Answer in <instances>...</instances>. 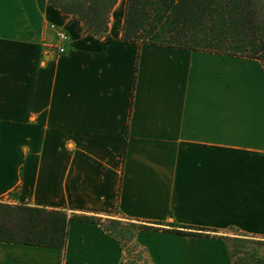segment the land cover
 <instances>
[{
    "label": "crops",
    "instance_id": "0c3cea01",
    "mask_svg": "<svg viewBox=\"0 0 264 264\" xmlns=\"http://www.w3.org/2000/svg\"><path fill=\"white\" fill-rule=\"evenodd\" d=\"M124 10L94 37L48 0H0V200L264 236L263 64L124 40ZM133 242L153 264H234L212 236ZM125 261L91 221L72 220L63 249L0 241V264Z\"/></svg>",
    "mask_w": 264,
    "mask_h": 264
},
{
    "label": "trees",
    "instance_id": "16d2710c",
    "mask_svg": "<svg viewBox=\"0 0 264 264\" xmlns=\"http://www.w3.org/2000/svg\"><path fill=\"white\" fill-rule=\"evenodd\" d=\"M48 1L54 8L80 20L85 32L94 37L107 32L117 3V0ZM121 34L127 41L253 58L261 61L264 68V0H125ZM74 219L98 223L107 231L111 229L104 222L120 225V219L126 220L130 226V249L134 252L138 249L136 258H127L126 264H153L144 248L133 243L139 230L192 236L217 233L215 229L199 226L177 227L170 223L167 227L160 221L127 217L119 210L114 218H102L0 200V241L63 249ZM239 232L215 237L227 242L234 264H264V239L259 238L264 236ZM111 235L124 243L122 238Z\"/></svg>",
    "mask_w": 264,
    "mask_h": 264
},
{
    "label": "rangeland",
    "instance_id": "374dc122",
    "mask_svg": "<svg viewBox=\"0 0 264 264\" xmlns=\"http://www.w3.org/2000/svg\"><path fill=\"white\" fill-rule=\"evenodd\" d=\"M117 219H119V217ZM120 221H121V224L120 225H116V223H113V222H104V225L106 226V228L111 229L110 231L108 230L111 234H114L116 237L122 238V240L124 242L123 243V246L125 248V251H126V249L128 251V252H126V259L127 258H134V256L136 258V255H138V253H137L138 252V249L134 252V251H132L130 249V246L131 245H129V243H130L129 242L130 241L129 240V236H130V226H129V223L126 220H123V219H120ZM225 232H226L225 234H223V233H214L213 234L212 232H209V234H211V236L213 235L214 238H217V237H215L216 234H217L216 236H221V235H224V236H227V235L233 236L235 234V232L236 233H240L239 231L235 230L234 227L228 228ZM255 236H263V235H255ZM193 237H197V236H193ZM259 238L264 239L263 237H259ZM217 239H220V240H222V241L225 242V240H223L221 238H217ZM128 249H130V250H128Z\"/></svg>",
    "mask_w": 264,
    "mask_h": 264
},
{
    "label": "built area",
    "instance_id": "2783aa9c",
    "mask_svg": "<svg viewBox=\"0 0 264 264\" xmlns=\"http://www.w3.org/2000/svg\"><path fill=\"white\" fill-rule=\"evenodd\" d=\"M50 26L54 28L53 24H51ZM56 34L58 42L56 44L45 45L47 51H49V53H52L54 56H58L65 52L64 43L68 40V34L64 30L59 29L56 31Z\"/></svg>",
    "mask_w": 264,
    "mask_h": 264
}]
</instances>
